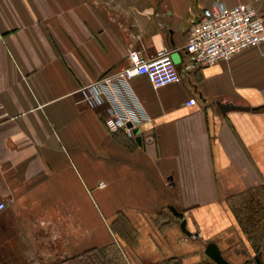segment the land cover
<instances>
[{"label": "crops", "instance_id": "1", "mask_svg": "<svg viewBox=\"0 0 264 264\" xmlns=\"http://www.w3.org/2000/svg\"><path fill=\"white\" fill-rule=\"evenodd\" d=\"M215 1L264 11V0H0V264H82L111 249L117 264L169 263L224 233L249 250L231 204L264 187V40L185 71L189 28ZM130 46L167 47L182 73L158 88L133 78L149 117L133 136L109 132L107 105L80 91L126 65Z\"/></svg>", "mask_w": 264, "mask_h": 264}, {"label": "built area", "instance_id": "2", "mask_svg": "<svg viewBox=\"0 0 264 264\" xmlns=\"http://www.w3.org/2000/svg\"><path fill=\"white\" fill-rule=\"evenodd\" d=\"M184 54L188 62L185 71L229 60L234 54L257 47L264 40V11L248 3L227 5L215 1L202 8L189 28ZM127 64L119 70L105 72L80 88L85 103L90 106L107 105L105 125L109 132L125 131L133 136L149 117L132 80L145 76L154 88L182 80L171 51L163 47L154 56L144 57L133 46L127 50ZM191 104V101L188 102ZM0 201V209H4Z\"/></svg>", "mask_w": 264, "mask_h": 264}, {"label": "rangeland", "instance_id": "3", "mask_svg": "<svg viewBox=\"0 0 264 264\" xmlns=\"http://www.w3.org/2000/svg\"><path fill=\"white\" fill-rule=\"evenodd\" d=\"M231 204V212L241 230L242 235L247 237L249 250L237 242L236 236L233 238L226 236V241L215 238L221 249L222 255L232 264H251L255 262V257L259 256L264 263V187L260 193V197L256 195H243L234 198ZM204 246L196 244V248L189 256L184 259H172L171 262H161L157 264H218L214 259L204 251ZM129 249V248H128ZM253 256V257H252ZM123 258V257H122ZM124 259V258H123ZM119 261L117 251L111 249L108 257L98 259V256L92 254L82 264H110L112 261L117 264ZM153 264V263H147Z\"/></svg>", "mask_w": 264, "mask_h": 264}, {"label": "water", "instance_id": "4", "mask_svg": "<svg viewBox=\"0 0 264 264\" xmlns=\"http://www.w3.org/2000/svg\"><path fill=\"white\" fill-rule=\"evenodd\" d=\"M216 104L219 106L218 108H220L222 111H226L229 109H249V107H246V106L234 105L232 103H222L221 101H217ZM139 137L140 136L136 137V140L140 142L141 138ZM170 209L180 219V228H181L180 230H182L185 234L190 236L191 232L188 230L186 226L187 220L185 218L184 213L181 211H177L174 207H170ZM204 247H205L204 251L207 254V256H210L218 264H232L222 255L221 249L219 248L216 242L210 241V242L204 243ZM251 264H264V263L259 256H256L255 262Z\"/></svg>", "mask_w": 264, "mask_h": 264}]
</instances>
